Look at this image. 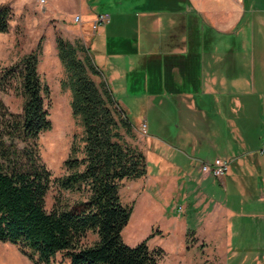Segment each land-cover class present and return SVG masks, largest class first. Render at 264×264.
Listing matches in <instances>:
<instances>
[{"label":"crops","instance_id":"0c3cea01","mask_svg":"<svg viewBox=\"0 0 264 264\" xmlns=\"http://www.w3.org/2000/svg\"><path fill=\"white\" fill-rule=\"evenodd\" d=\"M160 20L166 37L145 35L149 50L140 53L160 89L157 121L145 116L134 126L146 124L143 153L153 138L165 160L183 154L192 164L187 176L198 173L199 182L189 193L178 175L157 176L142 189L147 206L164 216L159 198L183 190L196 214L195 227L184 230L194 246L214 243L213 262L203 264H226L232 235L235 263L264 264V0H187L184 10ZM154 22L143 18V29ZM217 157L229 160L219 179L200 169Z\"/></svg>","mask_w":264,"mask_h":264},{"label":"trees","instance_id":"16d2710c","mask_svg":"<svg viewBox=\"0 0 264 264\" xmlns=\"http://www.w3.org/2000/svg\"><path fill=\"white\" fill-rule=\"evenodd\" d=\"M140 1L147 10L167 6L174 13L187 0ZM10 18L11 8L1 4L0 34L8 31ZM56 47L72 114L83 127V157L65 160L69 172L55 179L38 158L36 140L50 128L39 51L0 68V94L13 79L22 97L20 113L9 111L0 98V241L18 245L33 264H51L58 253L65 259L58 264H159L160 250L149 249L146 240L129 246L121 238L132 206L122 202L119 186L147 172L144 153L130 142L134 124L105 83L93 78L99 71L85 54L88 48L59 37ZM53 183L80 197H56L47 210L45 196ZM88 233L96 236L93 242L85 241Z\"/></svg>","mask_w":264,"mask_h":264},{"label":"rangeland","instance_id":"374dc122","mask_svg":"<svg viewBox=\"0 0 264 264\" xmlns=\"http://www.w3.org/2000/svg\"><path fill=\"white\" fill-rule=\"evenodd\" d=\"M1 4L11 8V18L8 31L0 34V68L15 63L31 51H39L38 72L42 82L48 87L45 106L50 128L39 134L36 151L40 162L49 170L51 179L69 172L64 161L82 158L84 145L83 127L80 120L72 114L70 90L63 85L66 73L58 57V37L89 49L90 53L85 51V54L93 60L99 71V75L93 78L96 82L105 83L130 122L139 124L146 116L147 123L155 125V100L160 89L154 84L155 78L151 77V71L148 70V74L147 69L144 71L145 64L140 53L149 50L145 35L154 33L157 36L160 33L162 41L166 37L163 19L170 14L166 11L167 6H163L161 10H147L144 8L145 2L141 3L140 0H0ZM99 14L108 15L109 19L94 27V20ZM76 15L80 16L79 22L74 21ZM150 17L155 20L154 27L151 29L147 23V30H144L142 20ZM158 17L163 22L160 20L157 23ZM16 82L12 79L0 98L9 111L20 113L22 97ZM172 114L173 117L177 116L169 113V117ZM171 120L177 122V117ZM134 127L135 139L130 142L141 150L145 135L140 126L139 130L138 126ZM168 136L176 137L171 134ZM155 143L153 138L150 139L149 145L144 149L149 178L124 180L119 186L122 202L132 206V213L121 232V238L129 246L146 240L149 249L160 250L159 264H203L205 259L213 262L208 257L213 251L214 243L208 241L207 248L202 245L194 246L193 242L196 241L192 238L193 233L184 230L186 227H195L196 214L187 207V200L181 196L183 190L174 189L159 198L167 213L164 216L159 210H152L147 206L142 189L153 184L157 176L178 175L180 184L185 188L189 183V193L191 187L199 182L198 173L187 176V172L192 171V164L183 154L172 152L174 156L168 159L166 157L165 160L160 156L162 151L158 150L159 146H155ZM56 197L73 201L80 195L77 191L59 190L53 183L45 196L47 210L52 208ZM212 234L219 236L218 232ZM95 239L94 234L88 233L85 241L93 242ZM231 239L226 264H238L235 259L240 257H235L236 241L233 235ZM61 261L65 259L58 253L51 264ZM0 264L33 262L21 252L18 245L0 241Z\"/></svg>","mask_w":264,"mask_h":264},{"label":"built area","instance_id":"2783aa9c","mask_svg":"<svg viewBox=\"0 0 264 264\" xmlns=\"http://www.w3.org/2000/svg\"><path fill=\"white\" fill-rule=\"evenodd\" d=\"M108 19H109L108 15L99 14L94 20V27L100 25L101 23L107 22ZM74 21L79 22L80 16L76 15L74 17ZM140 130L144 135L146 134V124L144 122L141 123ZM228 164H229L228 159L217 157L211 161H203L200 165V169L204 174L219 179L227 171Z\"/></svg>","mask_w":264,"mask_h":264}]
</instances>
